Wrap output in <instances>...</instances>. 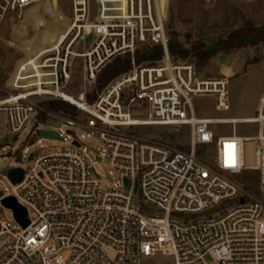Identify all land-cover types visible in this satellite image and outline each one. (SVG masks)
Masks as SVG:
<instances>
[{
	"label": "built area",
	"instance_id": "1",
	"mask_svg": "<svg viewBox=\"0 0 264 264\" xmlns=\"http://www.w3.org/2000/svg\"><path fill=\"white\" fill-rule=\"evenodd\" d=\"M42 1L0 0V28L10 12ZM89 1L72 0V22L57 43L19 63L7 96L0 98V135L2 124L5 134L18 135L31 117L52 127L61 122L82 128L103 146L96 159L106 160L118 181L104 184L85 156L83 135L59 151L30 154L18 183L7 177L11 167L2 169L8 186L0 193V264H145L158 255L166 262L156 264H264V195L255 197L232 180L250 168L264 189V113L197 117L192 96L213 95L217 109H228V80L172 61L157 0H95L92 22ZM90 35L92 42L81 50ZM139 45L160 46V61L136 65L132 57L131 68L91 102L85 91L76 97L65 92L77 58L83 83L92 85L112 59L133 55ZM52 100L78 113L50 111L44 105ZM212 123L259 127L254 137L216 136ZM182 125L190 129L186 151L125 131ZM42 129L64 140L56 129ZM199 146L214 151L211 165L197 158ZM8 196L26 209V227L16 228L2 214Z\"/></svg>",
	"mask_w": 264,
	"mask_h": 264
},
{
	"label": "rangeland",
	"instance_id": "2",
	"mask_svg": "<svg viewBox=\"0 0 264 264\" xmlns=\"http://www.w3.org/2000/svg\"><path fill=\"white\" fill-rule=\"evenodd\" d=\"M158 8L164 15L165 29L169 39H173L183 48L191 49L196 43L211 45L218 37L241 27L249 21L254 26L264 23V0H157ZM89 21H94L96 13L95 0L89 1ZM72 0H43L22 11L10 12L0 28V98L7 96L14 73L19 63L27 57L32 59L41 49H48L56 43L58 34L65 32L72 21ZM93 35L87 37L81 50L87 48ZM27 46V47H26ZM144 45H139V50ZM264 44L253 47L218 53L217 58L227 59L226 63L236 64V72L225 76L228 80V109L219 110L213 95H196L190 98L197 117L208 118H242L254 117L258 111L264 113ZM37 47V51L29 50ZM40 47V48H38ZM131 57L134 56L130 54ZM172 61H182L173 59ZM192 63L199 75L204 77L220 76L218 71L223 65L220 61L201 62L192 53L182 62ZM225 63V62H224ZM82 60L77 58L73 65L72 81L66 93L76 95L85 91L86 95L99 92L96 82L85 85L82 81ZM4 115L1 114L0 118ZM257 123H212L209 128L216 136L234 133L241 137H254L258 132ZM40 128H54L64 140L42 137ZM133 134L152 137L166 142L177 149L188 150L190 129L187 125L179 127L139 126L125 130ZM83 135V138L80 136ZM80 138L85 147V156L92 162L95 172L101 176L107 186L118 181L116 171L106 160H97L103 154V146L93 136H88L82 128L64 126L60 122L52 127L40 119L31 117L18 135L10 133L0 135V166L5 171L8 167H25L28 157L36 152H56L69 147L72 138ZM214 151L210 146H199L196 149L198 159L211 165L210 156ZM236 184L253 196L262 198L264 189L260 186L259 173L245 169L233 176ZM7 182L0 177V193H6ZM139 198V195H137ZM221 207H226L222 205ZM221 208H217V212ZM2 214L12 225L18 228L10 209L3 207ZM208 215V214H205ZM264 215V214H263ZM166 258L154 256L144 260L145 264L165 263Z\"/></svg>",
	"mask_w": 264,
	"mask_h": 264
},
{
	"label": "trees",
	"instance_id": "3",
	"mask_svg": "<svg viewBox=\"0 0 264 264\" xmlns=\"http://www.w3.org/2000/svg\"><path fill=\"white\" fill-rule=\"evenodd\" d=\"M259 43L264 44V23L254 26L251 22L247 21L241 27L227 33L225 36L218 37L211 45L198 42L191 49H186L173 39L168 38V51L172 60L180 59L183 61L192 53L203 63L220 52L226 53L235 49L253 47ZM138 48L135 50L133 56L136 65L156 64L162 57V49L160 46L144 45L143 49L139 50ZM131 61L132 57L129 53L112 59L98 74L96 90L100 92L113 78L128 71L131 68ZM94 98H96L94 93L87 95L89 102ZM44 106L50 111H61L69 117H74L78 113L75 107L62 100L48 101Z\"/></svg>",
	"mask_w": 264,
	"mask_h": 264
},
{
	"label": "water",
	"instance_id": "4",
	"mask_svg": "<svg viewBox=\"0 0 264 264\" xmlns=\"http://www.w3.org/2000/svg\"><path fill=\"white\" fill-rule=\"evenodd\" d=\"M264 50V46H263ZM225 59L221 58L220 62L224 63ZM2 136L5 135V126L2 124ZM39 134L42 137L45 138H51V139H60L58 134L53 131V130H40ZM99 159V158H98ZM3 168L0 166V171ZM7 177L12 183H18L21 181L23 177V169L19 166L16 167H11L7 170ZM125 185L128 186V181L125 180ZM1 203L3 204L4 207L8 208L11 210L14 219L19 223L23 228L26 227L29 224V220L27 219V212L26 209L22 206H20L14 197L8 196L2 199Z\"/></svg>",
	"mask_w": 264,
	"mask_h": 264
},
{
	"label": "crops",
	"instance_id": "5",
	"mask_svg": "<svg viewBox=\"0 0 264 264\" xmlns=\"http://www.w3.org/2000/svg\"><path fill=\"white\" fill-rule=\"evenodd\" d=\"M220 61V58L217 57H213L209 60V63H213L214 61ZM225 63H221L223 65V67L221 68L220 71H218L219 75H223V76H230L232 75L234 72H236V64H231V63H226L227 59H225L224 61ZM203 118H208V117H203ZM242 118H249V117H242Z\"/></svg>",
	"mask_w": 264,
	"mask_h": 264
},
{
	"label": "bare ground",
	"instance_id": "6",
	"mask_svg": "<svg viewBox=\"0 0 264 264\" xmlns=\"http://www.w3.org/2000/svg\"><path fill=\"white\" fill-rule=\"evenodd\" d=\"M157 3H158V1H157ZM158 6H159V4H158ZM159 9H160V8H159ZM71 22H72V21H71ZM64 33H65V32H63V33L57 35V37H56V43H57L58 39H59ZM56 43H55V44H56ZM55 44H54V45H55ZM54 45H53V46H54ZM26 47H27V46H26ZM38 48H40V47H38ZM29 50H30V51H31V50H35V51H37V47H35L34 49H29ZM41 50H43V49H41ZM247 146H248V147H251V143H248ZM251 162H252V158H251V156L249 155V158H248V164H251Z\"/></svg>",
	"mask_w": 264,
	"mask_h": 264
},
{
	"label": "snow or ice",
	"instance_id": "7",
	"mask_svg": "<svg viewBox=\"0 0 264 264\" xmlns=\"http://www.w3.org/2000/svg\"><path fill=\"white\" fill-rule=\"evenodd\" d=\"M232 163L234 164V160L232 161Z\"/></svg>",
	"mask_w": 264,
	"mask_h": 264
}]
</instances>
